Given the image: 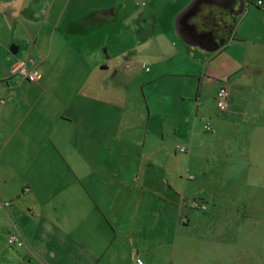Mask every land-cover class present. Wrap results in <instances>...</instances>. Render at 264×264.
Wrapping results in <instances>:
<instances>
[{"label": "crops", "instance_id": "1", "mask_svg": "<svg viewBox=\"0 0 264 264\" xmlns=\"http://www.w3.org/2000/svg\"><path fill=\"white\" fill-rule=\"evenodd\" d=\"M120 2L0 0V264H264V8L137 1L133 61L94 60Z\"/></svg>", "mask_w": 264, "mask_h": 264}, {"label": "rangeland", "instance_id": "2", "mask_svg": "<svg viewBox=\"0 0 264 264\" xmlns=\"http://www.w3.org/2000/svg\"><path fill=\"white\" fill-rule=\"evenodd\" d=\"M89 2H92V5H100L104 2H107L110 4V6H116L119 3H121V0H87ZM126 1L124 8L121 9L120 14L116 16L115 15H109V17L104 18L101 23L97 20H94L92 23V44L94 48L97 50L96 52V58L93 57L94 60H97L101 57V59L106 58V53L104 51L105 45H107V49L110 54H113L109 58V62L114 64L116 61H129L132 62L134 59V56L136 52L129 53V48L131 45H134L135 37L130 33L131 30H134L133 28V20L129 18H125L126 13L130 9H136L137 7H140L137 4V1L141 0H124ZM251 2V0H249ZM120 8V7H119ZM159 10L162 8H158ZM142 40V39H140ZM137 41L136 49L138 50L140 48V44L144 41ZM95 55V53H94ZM128 58L126 59L125 57ZM122 61V65H124V62ZM106 83H109L106 81ZM264 235V229L263 233ZM264 244V242H263Z\"/></svg>", "mask_w": 264, "mask_h": 264}, {"label": "built area", "instance_id": "3", "mask_svg": "<svg viewBox=\"0 0 264 264\" xmlns=\"http://www.w3.org/2000/svg\"><path fill=\"white\" fill-rule=\"evenodd\" d=\"M256 3L264 8V0H256ZM148 69V67H146ZM17 72L27 80L40 81L43 78L44 71L34 55H26L19 59L17 64ZM230 89L226 86H220L215 92V104L219 112L225 113L230 109ZM209 129V124L206 125ZM180 150H184V146L180 147ZM189 206L198 209H205L207 207V201L199 196H193L187 199ZM6 243L8 246H24L25 242L22 234L15 224L12 222V227L7 231ZM132 257L135 259L137 264H142L143 260L135 252L132 253Z\"/></svg>", "mask_w": 264, "mask_h": 264}, {"label": "flooded vegetation", "instance_id": "4", "mask_svg": "<svg viewBox=\"0 0 264 264\" xmlns=\"http://www.w3.org/2000/svg\"><path fill=\"white\" fill-rule=\"evenodd\" d=\"M229 8L231 9V7L229 6Z\"/></svg>", "mask_w": 264, "mask_h": 264}, {"label": "trees", "instance_id": "5", "mask_svg": "<svg viewBox=\"0 0 264 264\" xmlns=\"http://www.w3.org/2000/svg\"><path fill=\"white\" fill-rule=\"evenodd\" d=\"M202 198V197H201ZM205 199V198H204Z\"/></svg>", "mask_w": 264, "mask_h": 264}]
</instances>
